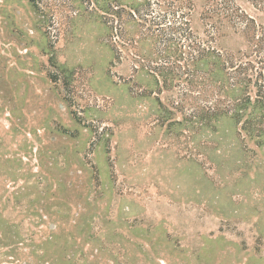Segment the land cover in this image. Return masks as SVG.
<instances>
[{"label":"rangeland","instance_id":"rangeland-1","mask_svg":"<svg viewBox=\"0 0 264 264\" xmlns=\"http://www.w3.org/2000/svg\"><path fill=\"white\" fill-rule=\"evenodd\" d=\"M176 1L203 34L208 0ZM234 1L264 25V1ZM67 12L0 0V264H264V149L201 129Z\"/></svg>","mask_w":264,"mask_h":264},{"label":"trees","instance_id":"trees-1","mask_svg":"<svg viewBox=\"0 0 264 264\" xmlns=\"http://www.w3.org/2000/svg\"><path fill=\"white\" fill-rule=\"evenodd\" d=\"M75 1L29 0L35 10L49 9L45 17L56 23L73 17L68 10L76 14L85 6L107 27L106 40L116 55L131 57L159 92L181 89L169 101L186 118L212 131L229 119L242 139L264 149V25L234 0H208L201 13L203 34L194 30L191 1L80 0L77 6Z\"/></svg>","mask_w":264,"mask_h":264}]
</instances>
